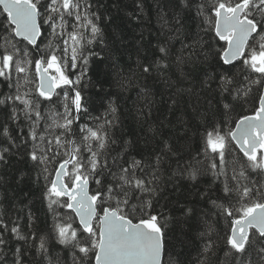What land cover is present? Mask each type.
I'll use <instances>...</instances> for the list:
<instances>
[{
  "label": "snow or ice",
  "instance_id": "snow-or-ice-1",
  "mask_svg": "<svg viewBox=\"0 0 264 264\" xmlns=\"http://www.w3.org/2000/svg\"><path fill=\"white\" fill-rule=\"evenodd\" d=\"M0 6L6 14L0 25L6 37L0 44V83L9 89L0 95V107L9 109L0 122V163L9 162L13 148H23L39 169L46 182L43 197L53 215L52 233L71 252L72 264H178L165 259L172 243L167 239L169 224L180 225L181 236H186L185 227L189 232L198 228L201 218L187 205H178V217L158 211L159 173L162 166L171 167L170 155L176 156L174 176L195 181L210 173L219 182L221 194L210 203L218 215L230 219L224 237L230 264H264V93L254 113L241 116L234 128L225 131L226 121L205 127L202 150L187 160L173 152L167 140L147 159L130 156L127 141L109 159L117 143L111 132L117 122L115 102L109 99L104 114L92 117L85 95L90 85L104 93L103 82L94 84L88 72L93 60L100 64L109 59H101V52L110 51L94 0H0ZM156 6L162 30L154 45L149 42L153 55L138 64L145 79L169 83L168 74L176 68L190 80L195 70L184 68L208 64L209 54L214 53L219 67L211 72L204 69L200 83L210 86L218 81L217 103L225 116L233 110L232 101L246 98L253 85L264 86V0H158ZM136 7L139 12L129 13V19L141 23L144 0H137ZM186 13L200 21L199 30L180 39ZM168 25L171 36L163 31ZM45 36L47 42L38 43ZM17 38L26 45L18 46ZM143 38L141 33L140 41ZM117 40L121 37L113 34L112 41ZM173 40L181 45L179 55ZM237 64L250 70L239 83L232 72ZM112 67L119 76L115 62ZM252 74L257 78L251 79ZM117 83L125 86L122 80ZM106 96L110 93L101 100ZM85 116L90 122L84 121ZM15 122L20 123L13 135L10 123ZM233 146L242 153L243 162L235 158ZM54 161L58 167L52 176L48 165ZM206 227L199 237L212 231L211 225ZM8 231L28 243L18 223L9 229L0 218V250L7 245ZM181 236L178 243L185 242ZM31 238L36 240L35 232ZM34 246L48 264H60L59 257L50 255L44 236ZM215 247L208 237L205 258L214 254ZM22 255L17 247L13 264H24ZM0 261L6 264L5 257Z\"/></svg>",
  "mask_w": 264,
  "mask_h": 264
},
{
  "label": "trees",
  "instance_id": "trees-1",
  "mask_svg": "<svg viewBox=\"0 0 264 264\" xmlns=\"http://www.w3.org/2000/svg\"><path fill=\"white\" fill-rule=\"evenodd\" d=\"M136 3L137 0H94V10L102 17L101 26L108 37L110 51L101 52V59L109 57L103 63L94 64L93 60L88 77L94 84L103 82L104 93H110V96L101 100L104 93L90 85L85 90V95L89 99L87 106L90 115L95 117L104 114L109 99L115 102L117 122L111 132L117 143L113 146L114 150L111 151L109 159L121 151L126 141L130 156L136 159L143 156L147 159L150 153L159 151L162 141L167 140L173 152L187 160L190 155L195 156L202 150L205 127L210 128L214 124L226 121L224 130L227 131L228 128H234L235 121L241 116L254 113L259 105L258 97L263 86L253 85L246 98L232 101L233 110L225 116L221 111L222 105L217 103L220 99L218 81L210 86H202L200 83L204 79L202 75L204 69L211 72L213 68L219 67L214 63V53L209 54L208 64H188L184 68L185 72L187 68H194V77L190 80L185 79L176 68L168 74L169 83H165L162 78L145 79L138 64L146 62V58L153 55L154 49L149 42L155 44L157 36L161 34L162 21L158 18L160 14L156 6L158 0H144V18L141 23L130 20L129 13L139 12ZM108 17H111V21L107 19ZM5 19L6 14L0 7V25ZM199 23V20H193L192 13H186L180 39H184V34L194 36L199 30L197 28ZM168 27L171 25L164 27L163 31L171 36L172 33L167 31ZM141 33L144 37L142 41ZM113 34H118L121 40L113 42ZM5 38L4 29L0 27V44ZM17 42L20 47L26 45L20 38H17ZM40 42L46 43V36L41 37L38 43ZM172 43L174 51L179 55L180 43L176 40ZM91 47L94 51H100L95 44ZM113 62L120 70L119 76L113 70ZM249 71L239 64L232 69L238 83L243 81ZM155 75L153 73V76ZM250 78L256 79L257 74H252ZM121 80L125 84L124 87L117 83ZM8 91L7 86L0 83V95ZM228 99L231 100V97ZM174 100L177 101L175 104ZM8 111L9 109L0 107V122L5 120ZM84 121L90 122L87 116L84 117ZM18 123L20 122L10 123L13 135L16 134L15 128ZM233 147L235 158L243 162L242 153L238 147ZM175 159L176 156L170 155L171 167L166 164L159 173L158 211L165 216L178 217L180 213L175 209L178 205H187L194 207L201 219L198 228H193L189 232L185 227L186 236H181L180 225L169 224L167 239L172 243L165 259L171 258L178 264H201L202 261L204 264H230L229 259L225 257L227 249L224 244V237L230 231V219L218 215L210 203V200L217 199L221 194L219 182H214L210 173L198 176L195 181L174 176ZM55 167H58V161L48 165L52 176L55 174ZM45 184L43 176L39 175V169L33 167L32 162L24 155L23 148L19 151L13 148L9 162L0 163V218L9 229L18 223L21 234L29 237L28 243H24L10 231L4 233L7 245L0 250V257L6 258V264H13V253L17 247L22 249L24 264H48V260L37 253L34 246L38 245L40 236L48 240L49 253L53 257H59L60 264H72L71 252L64 245H60L52 233L53 215L49 212L47 201L43 197ZM91 187L95 188V185L92 184ZM189 223L192 224L194 221ZM206 224L211 225L212 231L208 236L201 238L198 233L207 230ZM32 232L36 233V240L31 238ZM178 236L185 242L178 243ZM208 237L215 241L216 247L213 249L214 254H208L205 258L203 247ZM0 264L4 262L0 261Z\"/></svg>",
  "mask_w": 264,
  "mask_h": 264
},
{
  "label": "water",
  "instance_id": "water-1",
  "mask_svg": "<svg viewBox=\"0 0 264 264\" xmlns=\"http://www.w3.org/2000/svg\"><path fill=\"white\" fill-rule=\"evenodd\" d=\"M1 8H2V6H1ZM3 9V8H2ZM262 93H264V86H263V88H262ZM253 114V113H252ZM252 114H250V115H252ZM235 127V126H234Z\"/></svg>",
  "mask_w": 264,
  "mask_h": 264
}]
</instances>
